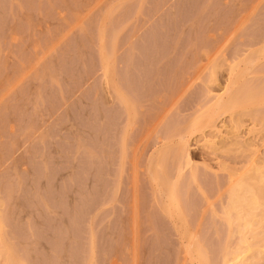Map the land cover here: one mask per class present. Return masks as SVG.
I'll return each instance as SVG.
<instances>
[{"label": "rangeland", "instance_id": "374dc122", "mask_svg": "<svg viewBox=\"0 0 264 264\" xmlns=\"http://www.w3.org/2000/svg\"><path fill=\"white\" fill-rule=\"evenodd\" d=\"M263 86L264 0H0V250L14 264H196L189 240L205 264L246 245L240 264H264V220L240 244L241 214L222 217L252 168L264 189V100L188 129L226 91Z\"/></svg>", "mask_w": 264, "mask_h": 264}, {"label": "bare ground", "instance_id": "6f19581e", "mask_svg": "<svg viewBox=\"0 0 264 264\" xmlns=\"http://www.w3.org/2000/svg\"><path fill=\"white\" fill-rule=\"evenodd\" d=\"M103 56V55H102ZM103 57H105V56H103ZM100 58H101V56H100ZM101 59H103V58H101ZM100 60V59H99ZM102 61V60H101ZM106 57L104 58V60L102 61L103 63H102V71H103V74L104 75H106V74H108V69L106 68V65L105 64H107L106 62ZM237 74V77H238V73H236ZM103 76V75H102ZM107 77H108V75H107ZM236 77V76H235ZM236 77V78H237ZM235 78V79H236ZM263 83V82H262ZM234 84V83H233ZM232 84V85H233ZM232 85H229L230 87L232 86ZM243 85V84H242ZM235 86H237L236 84H235ZM238 86H240V85H238ZM238 86H237V88H238ZM245 87V86H244ZM247 87V86H246ZM264 87V86H263ZM234 88V87H233ZM237 88H235V90H233L232 92H230V93H227V91L225 92V95L226 96H224L223 95V98L222 99H220V98H218L216 101H214L213 102V105H211V106H209V109L205 112V116H204V114L201 116V118H197L198 120H197V123H194L193 125H189V128L188 129H190V127H191V129L193 130V129H195L196 127H198L200 124H201V122H204V119L205 118H207L205 121H207L211 116L210 115H212V114H214V113H216L217 115L220 113V114H222V113H227L228 111H231V110H234V108L236 109L237 107H239L240 109L242 108V109H244V108H246L247 106H251V104L252 103H254L253 105H255V104H258L257 102H260V100H264V88H262L260 91L258 90V89H252L251 88V91L249 92L248 90H244V91H248L247 92V94H246V92H241L239 89H237ZM241 88V87H240ZM111 89H113L111 92H113V95H115V97L114 98H116L117 99V101H119V102H121V103H123L124 105H127V101L124 99V98H122V95L121 94H119V92L118 91H116V89H114L113 87H111ZM237 89V90H236ZM247 89H249V88H247ZM227 90L228 91H230V89L229 88H227ZM256 90H258V91H256ZM249 93V94H248ZM241 94L243 95V96H241ZM261 94H263L262 96H261ZM121 95V96H120ZM258 99H260L259 101H257ZM126 101V102H125ZM257 101V102H256ZM248 103V104H247ZM250 103V104H249ZM245 104H247V105H245ZM252 105V106H253ZM237 106V107H236ZM244 106V107H243ZM246 106V107H245ZM231 108H233V109H231ZM227 111V112H226ZM209 116V117H208ZM230 116V115H229ZM203 117H205V118H203ZM213 119V118H212ZM260 119V121L259 122H261L262 121V123H260V124H262V126L264 127V119L262 120V118H259ZM193 121V119H191V122ZM199 121H201L200 122V124L198 123ZM211 122V121H210ZM187 124H191L190 123V121H188V123ZM197 125V126H196ZM186 127H188L187 125H186ZM194 127V128H193ZM264 129V128H263ZM208 144V143H207ZM178 145L179 146H181L180 144H179V142H178ZM213 145V144H212ZM177 148H178V146H177ZM176 148V149H177ZM167 150V149H166ZM162 151V150H161ZM177 151V150H176ZM163 152H165V151H163ZM160 153L161 152H159L157 155L159 156L160 155ZM180 153H182V152H180ZM162 155H164V154H162ZM158 156H157V159H158ZM180 156V155H179ZM160 158V157H159ZM159 166H157V168H158ZM159 170V169H158ZM256 170V168L254 167V168H252V172L250 171V172H248L247 174H246V176H244L245 178H244V180H242V181H244L243 183H244V185H243V187H241V183H240V189H237V188H235V187H233L229 192H228V197H227V202L225 203V201H224V204H225V206L224 207H226V208H223V209H225L224 211L225 212H223V219H225L226 217L228 218V216L229 217H231V215H232V218H235V216H234V213L235 212H238V213H235V215L236 214H238V215H240L241 214V218L242 219H240V224H241V228L239 227L238 228V224L236 225L235 224V226H237V227H235L236 229H235V233H237V234H240V230H243L244 229V227H243V225H245L246 227H249L250 226V224L253 222L254 224H256V226H258V227H262L264 224H263V220H264V212H263V208H264V206H263V204H264V189L263 188H259V186L257 187L256 185H254V183H256V184H258L260 181V179L258 178V177H260L259 175L260 174H258L259 173V169H257V171H255ZM254 172V173H253ZM159 173H161V170H160V172ZM257 173V174H256ZM260 173H261V171H260ZM152 175V174H151ZM154 176V175H153ZM158 176H164V175H158ZM158 178V177H157ZM260 178H262V177H260ZM153 179V178H152ZM161 179V178H160ZM159 179V180H160ZM255 179V180H254ZM254 181V182H253ZM256 181V182H255ZM259 181V182H258ZM154 182H157V184L159 185H157V187H159V188H162L161 189V191L162 192H160V193H162L163 194V207L165 208V210H163V211H166V213H167V215H173L174 217V219L176 220L175 222H177V224H178V227H179V229L181 230L180 231V235L181 236H183L182 238H184L185 236L188 238H190L191 240H192V238H191V235H190V233H188V230H187V227H186V224H185V221H184V217H183V215H182V213H181V210H180V208H179V206H178V202H176V199L172 196L173 195V193L171 194V192H172V187L170 188V186L171 185H169V184H167V183H165L164 182V180L163 179H161V181H154ZM229 189V188H228ZM159 191H160V189H158ZM226 193H227V191H226ZM162 197V196H161ZM259 206H261L262 207V210H261V208L259 207ZM256 207H259L260 209L259 210H257V212L256 213H253V214H249L248 213V211L251 209V208H256ZM233 211H235V212H233ZM252 211H254V210H252ZM233 213V214H232ZM225 214V215H224ZM224 216H225V218H224ZM237 216V215H236ZM238 217H240V216H238ZM238 217H236L235 219H237ZM221 218V217H220ZM229 220H230V218H228ZM234 219V220H235ZM228 220V221H229ZM226 221V220H225ZM232 221V220H231ZM230 221V224L232 223ZM235 221H237V220H235ZM226 223V222H225ZM227 223H229V222H227ZM239 224V225H240ZM263 224V225H262ZM227 225V227H229L228 226V224H226ZM232 226V225H231ZM260 227V228H261ZM182 228V229H181ZM259 229V228H258ZM228 230H229V228H228ZM188 234H186V233ZM184 233V234H183ZM231 233V232H230ZM257 234V233H256ZM258 234L259 235H261L260 237V241H263V245H264V230H263V228H261V230L259 231L258 230ZM190 235V236H189ZM231 235V234H230ZM229 235V236H230ZM241 235V234H240ZM236 237L237 238H239V236H237L236 235ZM257 237V236H256ZM186 239V238H185ZM184 239V240H185ZM243 238H242V235L240 236V238L238 239V243H242L243 241H244V239L242 240ZM263 239V240H262ZM186 240H188V239H186ZM237 240V239H236ZM189 241V240H188ZM188 241L186 242V244H189L188 243ZM191 244H192V242H194V241H189ZM245 242V241H244ZM244 242H243V244H244ZM1 243V242H0ZM247 243V242H246ZM185 244V248H187V250H188V252H187V254L189 255H191L192 254V256L194 257V259H195V263L196 264H205L206 263V261H205V259L203 258V255L201 254V248H199L198 246L199 245H197L196 244V241H195V243H193L192 245H190V247H189V249H188V247L187 246H189V245H186ZM251 244H253V243H251ZM254 245V244H253ZM251 245H246V246H244V248H243V251L239 254V255H235V254H233V256L232 257H228L229 259H230V262L231 263H229V264H240V262L241 261H243L242 259H243V255H245V254H248V253H251V252H256L257 253V246H255V247H253V246H251V248H249ZM264 247V246H263ZM253 248V249H252ZM262 248V247H261ZM260 249V248H259ZM226 250V249H225ZM261 250H263V248L261 249ZM185 251H186V249H185ZM236 251V250H235ZM251 251V252H250ZM226 252V251H225ZM228 253H230V254H232V253H234L233 251L232 252H228ZM245 253V254H244ZM253 253V254H254ZM255 253V254H256ZM0 255H2V261H1V263L0 264H14V262H13V260H12V256H11V253H10V251L9 250H7L6 248H3L2 250H0ZM258 255V254H257ZM90 256V255H89ZM224 256H225V254H224ZM229 256H231V255H229ZM1 259V258H0ZM15 260V259H14ZM225 260V258L222 260V261H224ZM226 262V261H225ZM225 262H222V264H225ZM242 263V262H241ZM16 264V263H15Z\"/></svg>", "mask_w": 264, "mask_h": 264}]
</instances>
